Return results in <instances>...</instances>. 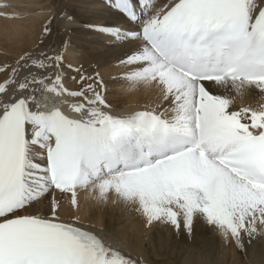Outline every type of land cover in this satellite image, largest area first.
I'll return each mask as SVG.
<instances>
[{
    "label": "snow or ice",
    "instance_id": "1",
    "mask_svg": "<svg viewBox=\"0 0 264 264\" xmlns=\"http://www.w3.org/2000/svg\"><path fill=\"white\" fill-rule=\"evenodd\" d=\"M84 27L146 102L117 110L70 40L0 60V264H139L82 219L81 193L241 250L264 235V104L245 102L264 98V0H102Z\"/></svg>",
    "mask_w": 264,
    "mask_h": 264
},
{
    "label": "bare ground",
    "instance_id": "2",
    "mask_svg": "<svg viewBox=\"0 0 264 264\" xmlns=\"http://www.w3.org/2000/svg\"><path fill=\"white\" fill-rule=\"evenodd\" d=\"M46 1L0 0V60L11 62L24 49L42 48L40 42L45 38L43 28L58 15L56 22L62 28L61 35L57 37L58 50L64 51L63 42L71 41L65 53L68 62L74 67L83 64L89 73L101 71L109 82L108 100L117 110H132L144 104L146 98L142 91L124 94L120 81L114 79L122 74V69L117 62L108 61L100 39L85 30L84 22L102 9V0H68L63 10L56 6L49 8ZM158 3L163 6L167 0H158ZM65 12L75 16L77 22L67 24ZM97 61H100L99 65ZM70 75L76 76L77 73L71 71ZM245 102L258 106L264 104V98L253 89ZM62 203V215L67 218V197ZM79 215L86 223H94L113 233L122 247L131 250L139 264H155L156 260L165 264H264L260 253L264 252V235H258L250 242L245 238L243 250L246 259L243 260L236 255L240 248L234 243H226L202 220H197L191 237L183 230L170 227L146 228L142 217L135 211H125L123 205H98L91 198H86L84 193H81Z\"/></svg>",
    "mask_w": 264,
    "mask_h": 264
},
{
    "label": "rangeland",
    "instance_id": "3",
    "mask_svg": "<svg viewBox=\"0 0 264 264\" xmlns=\"http://www.w3.org/2000/svg\"><path fill=\"white\" fill-rule=\"evenodd\" d=\"M68 0H54V2H52L51 0H48L45 2V4L49 7H57L60 10L64 9L65 6V2H67ZM66 8V7H65ZM56 17L58 15H55ZM56 17L55 20H51L54 27H53V33L52 35H45V38H43V43L41 45L42 48H47L48 50H58V42H57V37H59V35H61L62 33V28L58 25V23L56 22ZM247 245H249V242L247 243ZM239 253V254H238ZM260 253L263 255L262 258H264V252L260 251ZM236 255L239 257V259H246V253L245 250H241L239 249L238 252L236 253ZM155 264H165L164 262L160 261V260H156Z\"/></svg>",
    "mask_w": 264,
    "mask_h": 264
}]
</instances>
